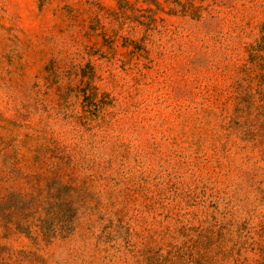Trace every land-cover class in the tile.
I'll use <instances>...</instances> for the list:
<instances>
[{"label": "rangeland", "instance_id": "1", "mask_svg": "<svg viewBox=\"0 0 264 264\" xmlns=\"http://www.w3.org/2000/svg\"><path fill=\"white\" fill-rule=\"evenodd\" d=\"M0 264H264V0H0Z\"/></svg>", "mask_w": 264, "mask_h": 264}]
</instances>
